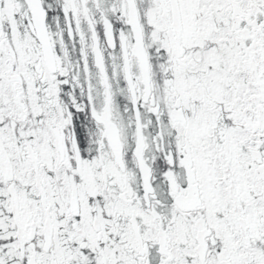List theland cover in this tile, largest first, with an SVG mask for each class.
Wrapping results in <instances>:
<instances>
[{"label": "snow or ice", "instance_id": "1", "mask_svg": "<svg viewBox=\"0 0 264 264\" xmlns=\"http://www.w3.org/2000/svg\"><path fill=\"white\" fill-rule=\"evenodd\" d=\"M0 264H264V0H0Z\"/></svg>", "mask_w": 264, "mask_h": 264}]
</instances>
